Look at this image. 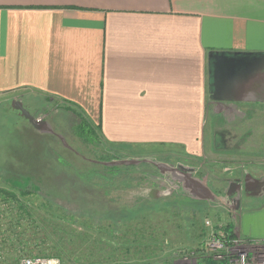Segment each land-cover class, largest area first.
Returning <instances> with one entry per match:
<instances>
[{
	"label": "crops",
	"instance_id": "0c3cea01",
	"mask_svg": "<svg viewBox=\"0 0 264 264\" xmlns=\"http://www.w3.org/2000/svg\"><path fill=\"white\" fill-rule=\"evenodd\" d=\"M211 53L264 57V0H0V102L18 129L54 128L15 107L33 114L27 99L43 97L85 114L103 142L200 160L211 124L212 153L259 159L264 63L218 102ZM249 182L248 198L262 203L237 232L264 240V185Z\"/></svg>",
	"mask_w": 264,
	"mask_h": 264
},
{
	"label": "rangeland",
	"instance_id": "374dc122",
	"mask_svg": "<svg viewBox=\"0 0 264 264\" xmlns=\"http://www.w3.org/2000/svg\"><path fill=\"white\" fill-rule=\"evenodd\" d=\"M34 104L27 99L34 116L54 128L18 129L20 119L0 102V189L23 200L27 186L34 194L24 201L35 219L20 216L18 205L0 195V264L22 256L60 257L62 264H176L201 250L211 232L207 221L217 229L233 225L239 234L241 215L262 203L247 192L252 179L264 185V156L212 153L211 124L200 160L177 148L148 147L125 148L130 155L103 162L104 147L77 134L79 113L47 106L43 97ZM112 166L123 172L110 175L109 184L99 175ZM234 180L244 184L240 193H231Z\"/></svg>",
	"mask_w": 264,
	"mask_h": 264
},
{
	"label": "built area",
	"instance_id": "2783aa9c",
	"mask_svg": "<svg viewBox=\"0 0 264 264\" xmlns=\"http://www.w3.org/2000/svg\"><path fill=\"white\" fill-rule=\"evenodd\" d=\"M211 232L198 253L184 257L176 264H264V240H252L238 233L229 235L223 228H215L207 221ZM198 254V255H197ZM18 264H62L59 258L24 257ZM174 264V263H173Z\"/></svg>",
	"mask_w": 264,
	"mask_h": 264
},
{
	"label": "trees",
	"instance_id": "16d2710c",
	"mask_svg": "<svg viewBox=\"0 0 264 264\" xmlns=\"http://www.w3.org/2000/svg\"><path fill=\"white\" fill-rule=\"evenodd\" d=\"M67 110L70 112H76V113L80 114L81 121L77 125V130H78L77 134H78V136H80L82 138L83 142H85L86 144H93L96 142V143H98L99 146L104 147L103 156L100 157L101 160H103V162L118 161V160H120V158H122L124 156V154L130 155V154H126L127 152L124 151L125 150L124 146H119V145H115V144H110L108 142H103V140L101 139V136H100V132H99L100 130L97 127H95L94 124L91 123V121L87 118V116L85 114H83L82 112H79L74 107L67 108ZM184 157L188 158V159H192V160H198V159L190 157V156H184ZM103 168H104L103 176H101V175H99V176L102 177V179L104 181H108V182H109V176L110 175H112V176L118 175L119 176L123 172V168L120 166L103 167ZM125 168L127 169L128 167L125 166ZM95 173H96V171H94L92 175H95ZM109 184H110V182H109ZM25 188H24L25 190L22 189V192H21L23 200H20L15 193H11V192H8V191L2 190V189H0V195L5 197L6 201L9 200L10 202L18 205L20 216H26V217L33 220L34 219V218H32L33 214L29 210L30 204L28 202L24 201V199L33 195L34 193L32 191H30L29 189H27V186H25ZM46 207H47V205H46ZM32 222H35V219ZM225 231L229 235H233V232H234L233 231V225H228L227 227H225ZM20 241H23V240H20ZM22 243L24 244V242H22ZM19 250H23L25 252L29 249H27V247L22 246ZM58 250H59V248H58ZM41 252H43V254H45L43 256H51V255H47V253H45V251H43V250ZM31 253H33V252L31 251ZM37 255H39V254H37ZM52 257H57V256H52ZM58 258H60V257H58Z\"/></svg>",
	"mask_w": 264,
	"mask_h": 264
},
{
	"label": "water",
	"instance_id": "95a60500",
	"mask_svg": "<svg viewBox=\"0 0 264 264\" xmlns=\"http://www.w3.org/2000/svg\"><path fill=\"white\" fill-rule=\"evenodd\" d=\"M212 59L214 60L212 98L218 102L226 100V93L235 88L238 79L248 73L251 75L259 62L264 63V57L257 59L256 57H239L237 54L225 53H211L210 60ZM15 107L24 118L38 127L35 117L24 107L23 103L17 102ZM42 126H44V122H42ZM241 191L242 186L238 181L231 184V193H240Z\"/></svg>",
	"mask_w": 264,
	"mask_h": 264
},
{
	"label": "flooded vegetation",
	"instance_id": "af4514ba",
	"mask_svg": "<svg viewBox=\"0 0 264 264\" xmlns=\"http://www.w3.org/2000/svg\"><path fill=\"white\" fill-rule=\"evenodd\" d=\"M29 111V110H28ZM19 114V117H23L24 118V116L21 114V113H18ZM32 115H34V114H32ZM244 185V184H243ZM243 185H242V188H243Z\"/></svg>",
	"mask_w": 264,
	"mask_h": 264
}]
</instances>
